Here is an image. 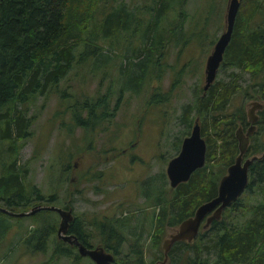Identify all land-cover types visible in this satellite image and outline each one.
<instances>
[{
  "label": "trees",
  "instance_id": "obj_1",
  "mask_svg": "<svg viewBox=\"0 0 264 264\" xmlns=\"http://www.w3.org/2000/svg\"><path fill=\"white\" fill-rule=\"evenodd\" d=\"M116 1L118 4L114 6ZM185 3L186 0H151L150 5L141 10L137 6V11L133 12L127 11L126 4L119 0H0V200L4 206L19 211L35 202L57 199L55 189L46 197L41 188L27 178V166L17 162L18 151L32 132L33 114H27L30 101L37 94L45 96L51 90L58 91L61 80L74 66L79 69L91 63L98 67L101 62L108 70V61L114 54L112 46L123 49L121 36L132 42L142 39L141 46L130 51L125 49L121 55L126 64L121 63L119 70L126 78L118 87L113 104L112 83L102 91L96 90L95 94L80 98L71 94L69 107L74 126L91 129L94 124L111 120L126 87L139 91L152 77H161L170 46L179 45L181 50L194 38L195 43L205 40L209 19L217 16L220 21L222 18L219 0H201L193 30L186 31L184 23L189 14ZM104 5H109L107 11L100 10ZM221 27L222 22L216 30ZM215 41L216 35L209 44ZM219 67L230 69L233 77L215 79L207 89L200 87L194 101L185 108L193 110L188 126L199 118L206 142L204 164L187 180L170 186L169 195L161 184L148 195L157 207L150 217L148 235L152 245H158L166 226H176L191 215L198 204L216 194L220 176L238 153L235 129L238 125L243 129L249 125L244 101L251 98L262 100L263 105L257 110L251 142L244 156L258 157L249 164L248 184L239 198L225 207L219 218L200 228L191 241H174L166 264H264V139L261 138L264 136V0H240L231 39ZM125 68L134 73L127 76ZM242 73L249 76L244 83L240 82ZM103 79L101 76L99 82ZM67 86L62 88L61 98ZM236 93L244 100L232 112L223 113ZM167 96L156 87L148 101L156 104ZM83 109H86L85 116ZM63 166L62 172L65 171ZM156 177L150 176L149 182ZM61 205L72 206L70 202ZM48 210L40 209L25 216L0 211V235L10 226L6 219L9 215L18 219L30 217L42 223V227H33L34 232L29 230L28 238L33 239L36 249L44 247L45 236L56 232L57 220ZM75 217V229L69 230L75 231L86 246H94L88 240L92 230L85 228L81 217ZM128 217L117 218V222L130 220ZM102 228L105 227L98 226V230ZM111 228L114 230L105 231L99 240L106 247L111 239L116 249L126 236L118 233V228ZM141 236L142 231L131 242L132 251L139 255L143 251L138 242ZM64 245L58 240L51 254L69 255L72 250ZM73 255L76 260L80 254L75 251ZM141 261V256L134 260Z\"/></svg>",
  "mask_w": 264,
  "mask_h": 264
},
{
  "label": "rangeland",
  "instance_id": "obj_2",
  "mask_svg": "<svg viewBox=\"0 0 264 264\" xmlns=\"http://www.w3.org/2000/svg\"><path fill=\"white\" fill-rule=\"evenodd\" d=\"M119 1L126 4L127 11L133 12L137 11V6L141 10L143 6L151 4V0ZM227 1L223 3L219 0V6L223 8L222 18L220 21L217 16L209 19L205 30L206 39L199 41L202 44L195 43L194 38L181 50L179 45L170 46L160 78L152 77L139 91L125 88L111 120L94 124L91 129L74 126L69 107L71 94L79 98L95 94L96 90L102 91L108 83H112L113 104L118 87L124 84L126 78L119 70L121 63L126 64V59L121 55H124L125 49L130 51L141 46L142 39L132 42L121 36L123 49L117 45L112 46L114 54L108 61V70L101 62H98V67H93L91 63L79 69L74 66L61 80L58 91L51 90L45 96L37 94L28 105L27 114H33L30 126L32 132L18 151V164L27 166V178L46 195L56 190L57 199H53V204L71 203L75 216L81 217L85 228L92 230L93 234L88 238L92 245L100 243L99 238L108 232L107 227H118L119 222L106 215L115 219L129 216L130 220L126 219L121 223L124 226L116 230L126 236L117 253L120 261L152 264L162 254L161 240L172 231L170 226H166L158 245H152L148 235L150 217L157 207L152 204V196L148 195H152V191L160 184L169 192L166 164L178 152L179 140L187 135L194 122L188 126L193 110L185 108L194 101L196 90L203 87L205 59L213 47L209 42L215 35L217 39L224 29ZM117 4L116 1L113 5ZM200 5L201 0H186L185 10L189 14L184 23L186 31L193 30V20L198 16ZM108 7L104 5L100 10L107 11ZM221 22L222 27L217 31L216 27ZM229 71L219 67L215 79L232 78ZM125 72L127 76L134 73L127 68ZM242 75L240 82L244 83L249 76L246 73ZM101 76L104 77L102 83L99 82ZM128 84L129 81L126 86ZM64 86L67 87L61 98L60 92ZM156 87L168 96L166 100L154 104L148 98ZM243 100L240 93L234 94L223 113L232 112ZM253 100L260 101L258 98L245 100L244 110ZM82 115H86V109L82 110ZM261 138L264 139V136L261 135ZM63 164L64 172L61 170ZM99 171L101 173L97 177ZM154 175L157 177L149 182L150 176ZM148 182L149 187L146 184ZM0 204L4 203L0 200ZM48 212L57 220V228L58 214L53 210ZM6 219L10 226L0 235V264H42L45 261V264H93L87 255L80 254L76 261L73 255L77 252L75 247H72L69 255H52L56 242L62 240L53 233L45 236L44 247H33V239H29L27 233L29 230L34 232L33 227L41 228L42 223L39 221H32L30 217L18 219L10 215ZM100 224L105 228L98 230ZM140 231L142 236L138 242L143 249L142 255L132 251L131 243ZM139 256L142 261L134 262Z\"/></svg>",
  "mask_w": 264,
  "mask_h": 264
},
{
  "label": "water",
  "instance_id": "obj_3",
  "mask_svg": "<svg viewBox=\"0 0 264 264\" xmlns=\"http://www.w3.org/2000/svg\"><path fill=\"white\" fill-rule=\"evenodd\" d=\"M239 6L240 0L227 1L224 29L217 37L212 49L205 59L203 89H207L215 79L224 50L231 39ZM262 105V102L259 100L251 101L246 110L249 121L248 127L245 130L241 125L236 127L235 137L237 139L238 153L234 157V160L226 167V171L220 176L216 194L198 204L191 215L182 219L173 230L161 240L160 245L163 250V257L160 263L155 262L154 264H166L168 251L174 241H191L197 235L201 225L202 227H206L213 219L219 218L224 208L238 199L244 192L248 184L249 164L253 159L258 157L257 155L245 157L244 153L247 150L250 134L254 131L255 121L258 117L257 110L260 109ZM205 153L206 142L201 134L200 124L196 118L189 133L182 138L178 152L167 161L165 172L169 179L170 186L174 187L179 182L187 180L196 168L202 166L205 162ZM262 154H264V151ZM40 209H50L58 213L60 219L56 228L57 236L69 243L75 244L79 254L87 255L95 264H117L113 262V254L105 251L103 247H88L83 244L75 234L67 233L69 222L74 218L71 207L64 208L56 204L36 203L28 209L15 211L0 204V211L13 216L31 215Z\"/></svg>",
  "mask_w": 264,
  "mask_h": 264
},
{
  "label": "flooded vegetation",
  "instance_id": "obj_4",
  "mask_svg": "<svg viewBox=\"0 0 264 264\" xmlns=\"http://www.w3.org/2000/svg\"><path fill=\"white\" fill-rule=\"evenodd\" d=\"M246 129V128H245ZM244 129V130H245ZM250 135H252V134H250ZM44 193V192H43ZM45 194V193H44ZM45 196L47 197L48 195H46L45 194ZM45 197V199L44 200H46L47 198ZM38 203H40V202H38ZM40 204H53V202H50V201H44L43 203H40ZM57 205V204H56ZM59 205V204H58ZM59 206H61V207H64V208H69V207H66V206H63V205H59ZM71 208L73 209V207L71 206ZM56 212V211H55ZM73 212V211H72ZM57 213V212H56ZM58 214V213H57ZM73 215H74V217H75V213L73 212ZM59 216V215H58ZM106 217H110V218H112V219H114V217H111V216H109V215H106ZM76 218V217H75ZM59 219H60V217H59ZM114 221H117V219H114ZM59 222V221H58ZM204 222V221H203ZM203 222H202V224H203ZM96 224V223H95ZM100 225H102V224H100ZM117 225H118V227H114V228H119L120 226H124L123 224H121V223H117ZM58 226V225H57ZM76 225H75V223H74V218H73V220H71L70 222H69V225H68V227H67V233H73V234H75L76 236H77V234H76V232L75 231H73V230H69L70 228H74ZM175 226H170V228L173 230V228H174ZM200 228H204V227H202V225L200 226ZM199 228V229H200ZM75 229V228H74ZM114 229H112L111 227H108V231H113ZM198 232H199V230H198ZM55 234H56V232H55ZM198 234V233H197ZM56 236H57V234H56ZM197 236V235H196ZM195 236V237H196ZM165 237V236H164ZM163 237V238H164ZM77 238H78V236H77ZM58 239H62V238H58ZM79 239V238H78ZM80 240V239H79ZM61 241H63L64 243H67V245L70 247V250H72L73 248L72 247H75L76 249H77V246L75 245V244H72V243H69V242H67L66 240H61ZM81 241V240H80ZM125 241V240H124ZM123 241V242H124ZM82 242V241H81ZM112 242H114V241H112L111 239L109 240V244H108V246H106V247H104L103 245H101L100 243L99 244H95L94 246H91V247H96V246H101V247H103L104 248V250L105 251H108V252H111L112 254H113V262L114 263H117V264H123V263H130V262H122V261H120L119 259H117V253H118V249H120V247H121V245L119 246V247H116V249L114 248V245H113V243ZM122 242V243H123ZM83 243V242H82ZM64 246H66V245H64ZM162 257H163V250H162ZM162 257H159V258H157L152 264H154L155 262H157V263H160V261H161V259H162ZM92 262H93V264H95V262L92 260ZM167 263V262H166ZM133 264V263H132ZM187 264V263H186Z\"/></svg>",
  "mask_w": 264,
  "mask_h": 264
}]
</instances>
